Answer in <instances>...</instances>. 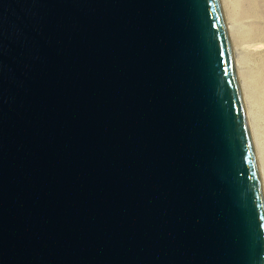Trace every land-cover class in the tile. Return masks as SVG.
I'll return each mask as SVG.
<instances>
[{
  "label": "water",
  "instance_id": "obj_1",
  "mask_svg": "<svg viewBox=\"0 0 264 264\" xmlns=\"http://www.w3.org/2000/svg\"><path fill=\"white\" fill-rule=\"evenodd\" d=\"M0 264H264L218 0H0Z\"/></svg>",
  "mask_w": 264,
  "mask_h": 264
},
{
  "label": "bare ground",
  "instance_id": "obj_2",
  "mask_svg": "<svg viewBox=\"0 0 264 264\" xmlns=\"http://www.w3.org/2000/svg\"><path fill=\"white\" fill-rule=\"evenodd\" d=\"M218 1L234 61L264 202V0ZM239 21L245 23L244 30L240 29L242 23ZM245 52L258 53L261 57L263 54L252 75L247 73L248 67L245 68Z\"/></svg>",
  "mask_w": 264,
  "mask_h": 264
},
{
  "label": "rangeland",
  "instance_id": "obj_3",
  "mask_svg": "<svg viewBox=\"0 0 264 264\" xmlns=\"http://www.w3.org/2000/svg\"><path fill=\"white\" fill-rule=\"evenodd\" d=\"M242 22L244 21V20H241ZM241 21H239L240 22V24L242 23ZM239 24V25H240ZM245 23H242V25H240V29L241 30H244L245 29ZM244 26V27H243ZM241 27H243V28H241ZM251 53H253V52H245V65H247V66H245V68H247L248 67V69H246V71H247V73L249 74V75H252L256 70H257V65H258V62H259V59L261 60L262 59V57H263V54H262V57H261V55L260 54H258V53H253V55L251 54ZM257 55H260V56H257ZM258 57H260V58H258ZM253 58V59H252ZM248 59V60H247ZM256 59V60H255ZM251 61V62H250ZM256 61V62H255ZM255 67V65H256V68L254 69V67ZM251 70H250V69ZM253 70H255V71H253ZM250 72V73H249Z\"/></svg>",
  "mask_w": 264,
  "mask_h": 264
}]
</instances>
